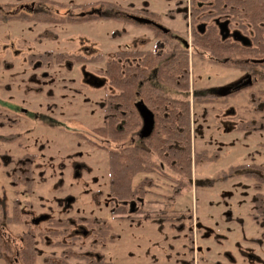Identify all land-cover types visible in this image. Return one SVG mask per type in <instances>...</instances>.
Returning a JSON list of instances; mask_svg holds the SVG:
<instances>
[{
	"label": "rangeland",
	"instance_id": "obj_1",
	"mask_svg": "<svg viewBox=\"0 0 264 264\" xmlns=\"http://www.w3.org/2000/svg\"><path fill=\"white\" fill-rule=\"evenodd\" d=\"M135 1L144 4L146 0ZM161 1L148 3L154 4L152 8L159 12ZM5 2L10 5V11L17 4L16 0H0V11L5 12L2 6ZM186 2L181 0L180 4ZM166 24L189 43L187 21ZM17 25L0 20V264H25L17 252L24 245L19 239L26 231L33 234L36 242L34 264H44L46 259L59 262L58 254L63 248H53L51 244L58 241L69 244L70 237L77 241L70 248L74 258L69 263L84 264L79 256L98 252V248L91 250L94 238L83 219H104L112 229L113 244L106 246L100 255L103 258L98 259L103 264L107 261L111 264H264V204L261 214H257L252 181L243 176L244 171L227 172L229 167L239 165L264 166V132L235 129L252 114L250 100L254 96L264 97L259 93L264 91V82L259 80L264 63L248 64L243 72L218 63L194 72L195 80L182 95L189 100L194 89L214 87L221 89L222 94L227 93L243 74L251 75L257 82L232 92L226 106L217 92L214 95L218 96L217 102L192 104V153L204 151L206 159L192 166L189 185L173 198L171 184L150 175L152 186L143 203L135 201L131 206L132 211L139 207L145 212L135 215V220L113 219L111 210L123 203L111 201L107 193L105 152L84 141L88 138L100 143L92 129L102 124L98 105L105 91L82 87L72 63L71 71L47 65L29 66L28 51L68 54L73 51V43L66 51L54 47L48 36L39 38L38 31L44 34L46 26L27 24L26 29L31 31L19 33L18 29L23 27ZM122 27L123 24L111 20H100L64 30L59 28L62 32L57 38L66 40L75 36V43L82 44L77 51L79 55L89 58L100 54L105 61L116 50L109 36ZM137 35L139 39L144 37ZM118 38H121L118 44L122 45L131 40L123 34ZM83 47H87L85 53L80 51ZM102 69V63L90 67L97 76H102ZM5 86L8 92L3 91ZM72 89L80 93L75 94ZM6 137L12 138V142L2 143ZM29 155L33 158H27ZM208 157L216 159L209 162ZM77 163L88 169L75 177L73 166ZM27 170L32 183L29 195L24 193L25 176L21 175ZM137 181L138 178L134 183ZM126 205L123 206L127 208ZM147 211L150 213L146 214ZM131 215L126 210L125 216ZM158 216H174L175 220L161 222ZM7 217H13L14 221L7 224ZM50 220L72 221L67 235L59 239L50 236L49 232L59 229L49 226Z\"/></svg>",
	"mask_w": 264,
	"mask_h": 264
},
{
	"label": "flooded vegetation",
	"instance_id": "obj_2",
	"mask_svg": "<svg viewBox=\"0 0 264 264\" xmlns=\"http://www.w3.org/2000/svg\"><path fill=\"white\" fill-rule=\"evenodd\" d=\"M16 1L17 4L13 7L11 11L10 5H6V2L3 3L2 6L5 8V12L0 11V20L3 23L10 21L15 26H18L17 24L21 25L23 29L19 28V33H21V30H24L27 33H29L28 31H31V29L29 28L26 29L25 25L27 26V24H33V26L36 27L38 25L46 26L44 34H39L42 30L38 31L39 38L40 35H42L43 37L48 36L50 38V42L53 44L54 47H62L64 49H67L66 51L71 48L69 44L73 43L71 45L73 46V51L68 54H66V52H57L51 54L47 51L41 53H38L37 51L31 53L32 51H28L27 60L29 66H35V68H38L47 65L48 67H53L56 70L71 71L72 63L78 71V75L80 77L78 78V80L81 81L80 85L82 87L89 88L91 90L104 89L105 92L101 99L102 101L98 105V110L101 114L102 124L92 129V133L100 139V143H98V145L88 138H84V141L85 143H87V145L97 147L98 149H100V151L105 152V155V149L117 148V145L110 144L106 140V138L102 137L99 132L100 129H102L105 123L109 121L107 120V118L112 117L113 111L116 115H118V112L120 114L118 116L121 117H126L129 115L126 111L119 110L118 107L115 106L116 104L112 106L113 99L112 102L107 101L110 98H115L122 94L123 89L120 88L119 84H114L115 78L117 82L118 79H122L124 78V76L127 77V80L129 81L131 87L129 91L130 98L128 104V112L131 114V116L136 117L137 126L136 129L133 130V132L127 139V143L129 145H139L141 142L149 139L155 131L156 127L158 126L160 122L159 119L167 120L173 117L177 120L179 117H181V102L183 100H187L189 102L191 142V121L193 118L192 104H195L194 92L201 89L203 90L204 94L208 96L210 95L209 98H214V95L216 96V92L220 93L219 91H221V89H216L214 87L200 88L190 91V100L188 97H182L183 94L185 95L187 93V91L184 92L182 88L184 63L186 64L187 69L188 86L190 83H192V80H195V77L197 76L195 75L194 77L195 71H197L199 68L208 69V66L216 64V62H214L213 60L212 52L210 50L208 52L201 51L198 48L199 46L196 41L198 42L199 39L207 40L210 34H213L220 40V42H223L226 45L234 43L244 48L251 46V31L249 29H241V27L238 26L239 23L237 22V20L230 15V10L226 8L224 4H222L220 7H217L215 3L216 0H187V2L183 5L180 4L181 0H162V9L159 12L155 11V9L152 8L154 4L150 6V4L148 3L149 0H146L144 4H142L143 2H138L137 4L135 0H129L128 2L126 0ZM118 4H123L124 7L120 8ZM245 19L246 18H244L243 20ZM100 20H111L123 24V27L121 29L114 31L109 36V38L112 36V42L114 43L113 48H116V50L113 52L110 58L105 61L103 60V57L100 54L89 58H85V56L79 55L77 51L80 45L82 44L79 43V45H77V43H75V41L77 40V37L75 36H69L66 40H60L59 38H57L59 36L58 33L62 32V30L60 29L64 30L65 27L91 24L92 22ZM182 20L187 21L188 35L190 38L189 43H186V41L182 39L178 32L172 31L169 25L166 24L168 23L172 25L175 23H180ZM143 21H148V23H145ZM127 31L128 34H124ZM120 34H123V37H126L128 38V40H131L125 42L124 45L120 43L118 44V41L121 39L118 38ZM137 34H141L144 37L139 39V36ZM237 36L246 38L249 44L242 45L238 41L234 40ZM80 37L82 36H78V38ZM129 37L131 38L129 39ZM58 41H61V44H59ZM57 44L59 45L56 46ZM80 51L85 53L87 51V47L81 48ZM39 57H41V59H36ZM245 59L255 60L249 59L247 57H242L240 59H237L235 57L234 59H232L231 57L226 56L223 57L218 62V64L226 65L228 67H230V65L236 66V64L232 63L233 61ZM100 63L103 64V69L101 71L102 76H97L96 74L90 71V67L98 65ZM109 66L111 67V70L115 71L111 72L113 75V77L111 78L107 75V68ZM238 69L242 72L245 71V69ZM139 72L142 74V78L141 80H139V86L134 87V82L137 73ZM247 77L250 78L251 83L257 82L256 78L252 79L251 75L246 74H243L241 76L239 82L246 81ZM97 83H100V85L96 86L95 84ZM233 87L229 89L227 88L229 90L227 93L219 94V97L222 98L221 102L223 106H226V101L229 95L233 92L231 91ZM6 90L7 92L9 90L7 86L4 87L3 91ZM70 91L75 94L80 93V91L74 89ZM142 115L150 116L153 121L151 132L148 136L144 138L141 136ZM5 139L6 140L4 142L2 141V143L12 142V138L10 137H6ZM75 156L78 157L79 155ZM27 158L32 159L33 156L29 155L27 156ZM3 161L5 160L3 159ZM24 166L28 167L29 164H25ZM83 169L84 171H86L88 168L86 167V165H83L81 163L75 164L73 166V175L75 174V177H78L79 172H81V170ZM164 172L167 173L166 168L164 169ZM21 175L25 176V181L30 182L29 192H26L24 190V193H26V195H29L32 189L30 170H27L26 173H23ZM150 175H154L158 178L166 180L162 176L156 174L139 173L136 174L134 177L135 179L138 178V181L135 184H137L144 178H149L151 180V178L149 177ZM144 197L141 199V201L135 200L136 203L138 201L143 203ZM135 201H133L132 203L128 202L129 205H126L128 209L125 207V214L126 210L133 214L128 217L126 216L128 220H135V218H137L135 215H139L135 214L139 207L136 208L134 211L131 210V206L135 205L133 204ZM64 204H66L65 201ZM115 208L116 206L113 207L110 212V215ZM142 210L145 212L144 209ZM125 214L123 216H125ZM41 218H44V216H40V219ZM88 220H90L91 224L87 223ZM97 220L92 221L91 219H83V222L86 224L87 228L90 231V234L94 238L93 243H91V250L95 251L98 248L99 252H94L93 254L85 253L83 255H80L79 260H81L84 264H103L104 261L102 259H98L103 258L101 257L103 249H105L106 246L113 244L114 241L113 238L110 242L104 243L93 235L90 225H93V223ZM104 221L107 222L106 220ZM47 222L48 225L52 228H59L56 231H51L48 233L53 238L57 236L56 238L59 239L64 237L72 221L63 220L56 222L50 220ZM25 234H29L32 238V250L34 251V253L31 259L28 258L30 262H27V259L24 258L26 260L25 261L23 258H21L19 254L20 250L24 246L23 238ZM37 236L41 237L42 235L37 234ZM76 241L77 239L75 237H70L69 244L63 243L61 241L51 244L53 248H63L58 254V258L60 261L55 263L54 261L52 262L46 259L43 263L70 264L69 260L74 258L70 248L76 243ZM19 243H22L23 245H20V248L18 249L17 253L19 257L24 261L25 264H34L37 252L36 248L34 247L36 242L33 238V234L26 231L23 234L22 239H19ZM106 264H111V262L107 261Z\"/></svg>",
	"mask_w": 264,
	"mask_h": 264
},
{
	"label": "trees",
	"instance_id": "obj_3",
	"mask_svg": "<svg viewBox=\"0 0 264 264\" xmlns=\"http://www.w3.org/2000/svg\"><path fill=\"white\" fill-rule=\"evenodd\" d=\"M217 7L222 4L230 10V15L237 20L238 26L243 30L249 29L251 31V46L240 47L234 43L226 45L210 34L207 40H198V48L201 51L212 52L214 62L218 63L223 57H247L256 58L264 56V0H216ZM230 7V8H229ZM246 18L245 20H243ZM243 20V21H242ZM41 59V57L36 58ZM228 65V63H227ZM240 69H245L246 66H233ZM183 70V91L188 89L187 69L184 63ZM107 75L113 77L109 66L107 68ZM142 74L137 73L134 87L139 86ZM264 82V74L260 78ZM119 84L123 89L122 94L115 98H110L107 101L112 102V106L118 107L119 110L126 111L129 115L126 117L116 115L112 112V117H108L104 127L100 129L102 137L112 144L117 145V148L105 149L107 156L108 168V182L107 192L112 201H118L123 205L140 200L147 193L148 188L152 186L149 178H144L137 184L133 183L136 174L152 173L165 178L171 184V195L176 197L179 195L180 189L186 188L189 185L192 176V166L198 160L206 159V153L201 151L199 153H192L190 142V117H189V102L183 100L181 102V117L177 120L175 118L159 119L160 122L153 132L152 136L141 142L139 145H129L127 139L133 130L136 129L137 119L128 112L129 91L131 89L127 77L122 79H114V84ZM264 95V91H259ZM231 95V94H230ZM229 95V96H230ZM210 95L203 93V90L194 92L195 104H208L216 102L217 98H209ZM111 104V103H110ZM252 114L244 122L238 123L236 126L237 132H256L264 131V97H253L250 100ZM206 161H215L214 158ZM166 168V172L164 169ZM244 171L243 176L252 181L253 204L254 210L257 214H261L264 204V166L262 165H239L237 167H229L227 172ZM23 188L29 192L30 182L25 181ZM117 206L111 213L113 219H128L125 214V206ZM5 206V205H4ZM5 213V212H4ZM144 211L138 209L135 214H142ZM150 212H146L148 214ZM161 222H173L174 216L160 217ZM179 218V217H178ZM136 219V218H135ZM13 217L6 218L7 224L12 223ZM87 223L91 224L90 220ZM62 224V223H61ZM93 235L102 242H110L114 238L111 232L110 225L104 220H97L90 225ZM24 246L19 254L21 258H32L34 251L32 250V238L29 234H25L23 238ZM25 260V259H24ZM26 261V260H25Z\"/></svg>",
	"mask_w": 264,
	"mask_h": 264
},
{
	"label": "water",
	"instance_id": "obj_4",
	"mask_svg": "<svg viewBox=\"0 0 264 264\" xmlns=\"http://www.w3.org/2000/svg\"><path fill=\"white\" fill-rule=\"evenodd\" d=\"M143 22L148 23V21H143ZM234 40L238 41L242 45H248L249 44L248 40L246 38H244V37H241V36L235 37ZM232 63L236 64V65H241V64L247 65L248 63L260 65V64L264 63V57L261 58V59H255V60H246V59L245 60H236V61H233ZM250 84H251V80H250L249 77H247L246 81L239 82L238 84H236L231 89V91H233V92L238 91V90H240V89H242V88H244L246 86H249ZM95 85L99 86L100 83H97ZM140 108H142V107H140ZM141 120H142L141 136L144 138V137L148 136L149 133L151 132L153 121H152V118L150 116H147V115H142L141 116Z\"/></svg>",
	"mask_w": 264,
	"mask_h": 264
},
{
	"label": "crops",
	"instance_id": "obj_5",
	"mask_svg": "<svg viewBox=\"0 0 264 264\" xmlns=\"http://www.w3.org/2000/svg\"><path fill=\"white\" fill-rule=\"evenodd\" d=\"M135 178L133 179V183L135 182ZM167 181V180H166ZM168 182V181H167ZM135 184V183H134ZM170 184V183H169ZM158 190V189H157ZM170 191H171V187H170ZM179 198V197H178ZM180 205V202L178 203V206Z\"/></svg>",
	"mask_w": 264,
	"mask_h": 264
}]
</instances>
